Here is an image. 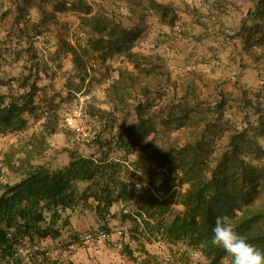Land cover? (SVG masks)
Listing matches in <instances>:
<instances>
[{"label":"trees","instance_id":"trees-1","mask_svg":"<svg viewBox=\"0 0 264 264\" xmlns=\"http://www.w3.org/2000/svg\"><path fill=\"white\" fill-rule=\"evenodd\" d=\"M124 1L129 18L136 22L134 27H126L122 16L109 11L104 2L94 1L95 9L88 0L70 2L72 10L79 13V35L84 39L78 37L72 44L58 35L56 53L71 56L82 81L90 61L105 63L115 57L121 59L120 66L112 69L114 75L105 89V98L114 108L127 107L132 98H143L134 105L137 121L125 127L126 140L118 146L125 154L135 155L130 164L136 170L142 168L148 181L138 185L121 176V170L117 168L120 161H110L109 151H102L103 156L97 158L70 155L68 164L59 169L45 164L34 165L27 159L22 179L14 184H4L0 194V264H36L38 257L34 256L38 252L33 251L24 258L19 252L23 245L38 239L59 238L62 229L69 225V217L63 215L80 203L88 204L90 199L95 202L90 207L105 215L110 214L111 207L117 202L133 204L136 214L128 216L141 234L159 233L172 241L191 239L192 246L206 260L196 264H230L227 254L211 243L215 219L222 214L232 218V226L239 235L264 251L262 97L257 93L253 107L258 124L247 122L242 127H227L224 122L227 103L223 96L217 98L214 107L209 102L207 109L201 107L203 102L194 96L193 100L197 101L189 108L193 100L185 88L178 101V84L172 81L165 57L158 51L161 44L152 45L153 53L134 50L143 30L151 26L152 19L171 30L175 28L180 17L173 4L158 0ZM186 6L188 10L191 7ZM66 8V2L49 9L42 0H17L13 18L3 24L19 29L18 19L21 15L28 16L31 9L39 12L41 22L55 23L57 13ZM191 8L193 17L202 16L199 21L205 18L197 7ZM244 15L239 34L244 51L257 63L264 60V0H257ZM206 16L215 19L211 14ZM35 66L39 65H31L29 74L18 85L22 89L28 86V91L17 97L10 96L9 102L0 91V133L24 130L28 124L25 114L35 112L33 97L40 89L36 83L28 85ZM47 70L46 67L45 72ZM36 72L38 75L39 69ZM0 85L7 86L2 81ZM244 95L247 96L246 90ZM166 96L167 100L163 99ZM247 98H242V109L249 107L251 101ZM15 102H21L19 111L14 109ZM58 118L56 113L45 116L42 126L46 135L57 132ZM223 132H228V137L225 142H218L216 134ZM158 134L164 135V143L152 147L150 143ZM44 140L31 145L29 155H40ZM96 142L101 144V149H110V139ZM150 148L152 152H148ZM202 215L207 231L200 228L199 216ZM121 254L136 264H158L157 255L143 243L136 249L124 244Z\"/></svg>","mask_w":264,"mask_h":264},{"label":"rangeland","instance_id":"rangeland-1","mask_svg":"<svg viewBox=\"0 0 264 264\" xmlns=\"http://www.w3.org/2000/svg\"><path fill=\"white\" fill-rule=\"evenodd\" d=\"M42 1L49 9L62 2H66L67 8L57 13L58 21L55 23L41 22L39 12L31 9L28 16L21 15L18 19L17 29L3 24L13 18L17 0H0V81L7 84L0 85V91L7 96V102L11 101L12 96L17 97L28 91V86L22 89L18 85L29 74L28 69L33 64L39 66H35V73L28 85L36 83L40 89L33 97L35 112L32 115L25 114L27 127L19 132L0 133V194L4 184H14L22 179L27 159H31L34 165L45 164L50 167L54 163L55 169H59L68 164L70 155L97 158L103 156L102 151H109L110 161H120L117 168H120L121 176L131 183L145 185L148 181L146 172L142 168L136 170L130 164L135 155L125 154L118 146L123 145L126 140L125 127L137 121L134 105L143 98H132L127 107L117 108L106 100L105 89L110 77L114 75L113 67L121 64L119 57L105 63L101 60L90 61L82 81L73 66L71 56L56 53L58 35L72 44L76 43L78 37H84L79 35V13L69 5L74 0ZM88 1L104 2L109 11L122 16L126 27H134L136 22L129 18L124 0ZM166 1L173 4L180 17L175 28L171 30L151 22V26L143 30L134 50L153 53L152 45L161 44L158 51L165 57L172 81L178 84V101L185 88L190 100L194 96L198 97V101L203 102L201 107L204 109L209 108V102L214 107L217 98L223 96L227 103L224 116L227 127H242L247 122L257 125L258 116L253 107L257 101V93L264 102V60L256 63L244 51L239 34L244 14L257 0ZM184 1L190 2L191 7H197L205 18L199 21L202 16L193 17L190 12L192 8L189 6V10L186 9ZM209 14L215 21L206 16ZM179 30L181 33H178ZM38 69L39 74L36 75ZM245 90L247 96L244 95ZM170 95L171 92L168 96ZM245 97L251 102L244 110L241 107L242 98ZM163 99L167 100V96ZM193 101L189 108L197 100ZM20 103L15 102L16 111L21 109ZM54 113L59 117L58 130L53 136L46 135L42 126L44 118ZM71 116L75 123L83 127V132L77 134L67 124L66 119ZM227 133L216 134L218 142H225ZM164 138V135L158 134L150 145L160 146L164 143ZM41 139H45L42 153L29 155L31 145ZM98 139H110L111 150L107 147L101 149V144L96 142ZM152 151V148L148 150ZM261 161L257 163L260 165ZM94 203L90 199L88 204L80 203L73 211H68L63 216L69 217V225L62 229L59 238L27 242L19 251L21 255L26 258L37 251L34 256L38 257L36 264H136L128 256L121 254V250L124 244L136 249L143 243L151 253L157 255L158 264H196L200 260L206 262L189 238L172 241L159 233L141 234L138 226L128 216L136 214L133 204L117 202L111 207L110 214L105 215L90 207ZM199 223L202 231L208 230L204 215L199 216ZM43 257L47 258L46 261Z\"/></svg>","mask_w":264,"mask_h":264},{"label":"clouds","instance_id":"clouds-1","mask_svg":"<svg viewBox=\"0 0 264 264\" xmlns=\"http://www.w3.org/2000/svg\"><path fill=\"white\" fill-rule=\"evenodd\" d=\"M212 233V245L227 254L230 264H264V251L249 243L246 237L234 230L229 215L222 214L216 217Z\"/></svg>","mask_w":264,"mask_h":264},{"label":"built area","instance_id":"built-area-1","mask_svg":"<svg viewBox=\"0 0 264 264\" xmlns=\"http://www.w3.org/2000/svg\"><path fill=\"white\" fill-rule=\"evenodd\" d=\"M66 122L68 125H70L73 128L75 133L79 134L80 132H83V127L81 125L75 123V120L72 116L68 117L66 119Z\"/></svg>","mask_w":264,"mask_h":264},{"label":"crops","instance_id":"crops-1","mask_svg":"<svg viewBox=\"0 0 264 264\" xmlns=\"http://www.w3.org/2000/svg\"><path fill=\"white\" fill-rule=\"evenodd\" d=\"M158 1H161V2H167L166 0H158ZM186 4H190V2L189 3H187L188 1H184ZM187 20V19H186ZM151 22H153V23H155V24H157L155 21H153V19H152V21ZM53 135H55V134H53ZM52 135V136H53ZM55 165H54V163L53 164H50V168H53V169H55V167H54Z\"/></svg>","mask_w":264,"mask_h":264}]
</instances>
